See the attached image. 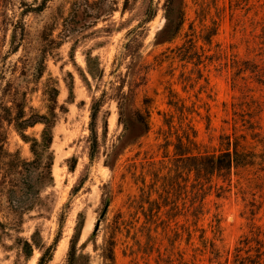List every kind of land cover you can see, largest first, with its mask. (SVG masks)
Returning <instances> with one entry per match:
<instances>
[{
	"label": "rangeland",
	"instance_id": "1",
	"mask_svg": "<svg viewBox=\"0 0 264 264\" xmlns=\"http://www.w3.org/2000/svg\"><path fill=\"white\" fill-rule=\"evenodd\" d=\"M54 100L48 174L15 117ZM236 144L230 175L198 172L194 157ZM80 224L76 264H233L264 232V0L0 8V264H37L52 245L47 264H66Z\"/></svg>",
	"mask_w": 264,
	"mask_h": 264
},
{
	"label": "trees",
	"instance_id": "2",
	"mask_svg": "<svg viewBox=\"0 0 264 264\" xmlns=\"http://www.w3.org/2000/svg\"><path fill=\"white\" fill-rule=\"evenodd\" d=\"M8 3V0H0V8L4 7L5 4ZM181 24L180 19L174 23V31L179 29ZM174 34V33H173ZM54 92L55 89H54ZM54 107L50 109V112L47 115H32L31 117H24L23 109H21L19 115L15 117V129L19 133L21 139L25 143L30 144V152L34 156V162H45V169L47 173H50L51 166L53 164V154L50 151L51 144H52V128L55 123V106L56 100H54ZM36 124H42L43 129L41 131L39 139H29L27 136L24 135V131L30 127H33ZM238 145L236 144L232 151L229 148L223 152L221 155H210L207 157L196 156L194 160L197 162L196 167L198 168V172L202 170L203 161L206 162V174L212 175L218 178H224L227 175H230L232 170H236L240 167L241 158L243 157L238 151ZM192 160V159H191ZM75 162V160H72ZM74 163L69 167V171L74 170ZM33 189V185L26 184L25 191L26 193L31 192ZM108 205V200H105L104 209L101 211L100 218H102L105 214V209ZM202 211H200L197 216H200ZM82 225L76 227L75 234L73 235L70 246L69 252L67 256V263L66 264H76V245L78 243L80 231ZM219 234V229H218ZM208 243V244H207ZM204 242V250H210V252L216 254L218 257V252L215 249L213 242ZM239 246L235 247L232 253L233 264H264V232L260 231L259 229L256 231L250 230V233L244 237L242 240L239 241ZM33 244L24 241L22 244V252L25 258H30L32 255ZM55 246L52 245L48 247L41 257L39 258L37 264H47L52 257L53 251ZM112 260V259H110ZM223 264H227L226 262Z\"/></svg>",
	"mask_w": 264,
	"mask_h": 264
},
{
	"label": "water",
	"instance_id": "3",
	"mask_svg": "<svg viewBox=\"0 0 264 264\" xmlns=\"http://www.w3.org/2000/svg\"><path fill=\"white\" fill-rule=\"evenodd\" d=\"M97 228H98V223L96 224L95 230H97Z\"/></svg>",
	"mask_w": 264,
	"mask_h": 264
}]
</instances>
